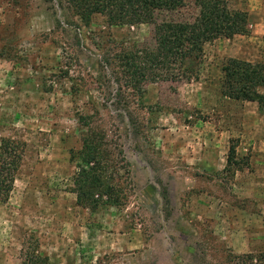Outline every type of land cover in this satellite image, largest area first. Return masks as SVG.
<instances>
[{
    "label": "rangeland",
    "instance_id": "1",
    "mask_svg": "<svg viewBox=\"0 0 264 264\" xmlns=\"http://www.w3.org/2000/svg\"><path fill=\"white\" fill-rule=\"evenodd\" d=\"M229 2L249 32L207 43L196 79L133 86L122 53L152 46L153 24L0 0V139L22 146L0 264H264V108L220 93L224 59L264 62V0ZM80 116L117 157V206L76 202Z\"/></svg>",
    "mask_w": 264,
    "mask_h": 264
},
{
    "label": "trees",
    "instance_id": "2",
    "mask_svg": "<svg viewBox=\"0 0 264 264\" xmlns=\"http://www.w3.org/2000/svg\"><path fill=\"white\" fill-rule=\"evenodd\" d=\"M81 20L89 25L92 15L105 16L108 25L153 24L152 46L122 53L124 73L132 84L146 80L196 79L201 72L204 47L219 38L249 32L248 12L234 8L229 0H69ZM164 12L170 16L158 18ZM180 13L188 14L182 18ZM190 13V14H189ZM160 19V20H159ZM159 20V21H158ZM220 93L233 100L256 102L264 108V62L234 57L221 63ZM131 76H138L137 80ZM81 147L76 152L72 178L76 202L89 208L117 206L121 191L116 183L118 160L104 131L95 132L88 118ZM233 150H231V154ZM232 155L228 156L229 157ZM22 159L18 141L0 139V202L7 201ZM237 163V162H235ZM30 254V253H29ZM23 264H50L47 257L30 254Z\"/></svg>",
    "mask_w": 264,
    "mask_h": 264
}]
</instances>
